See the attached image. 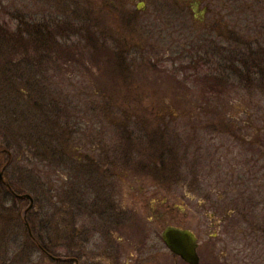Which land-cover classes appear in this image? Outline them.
<instances>
[{
	"label": "rangeland",
	"instance_id": "rangeland-1",
	"mask_svg": "<svg viewBox=\"0 0 264 264\" xmlns=\"http://www.w3.org/2000/svg\"><path fill=\"white\" fill-rule=\"evenodd\" d=\"M196 2L0 0V264H70L73 153L94 145L123 158L107 189L123 206L223 216L222 260L264 264V3L232 0V28L203 29Z\"/></svg>",
	"mask_w": 264,
	"mask_h": 264
},
{
	"label": "flooded vegetation",
	"instance_id": "flooded-vegetation-1",
	"mask_svg": "<svg viewBox=\"0 0 264 264\" xmlns=\"http://www.w3.org/2000/svg\"><path fill=\"white\" fill-rule=\"evenodd\" d=\"M154 1L156 2L157 0ZM230 1L232 0H223L222 4L219 5L218 2L215 3V0H211L214 4L221 6L216 11V6L211 4V2L197 0L196 6L189 7V10L193 13H200L198 26L203 29L205 27H210V29H217L218 27L231 29L232 21L230 20L232 17L227 22L221 21L225 14L231 15L235 13L233 7L230 8ZM259 2L262 4L264 0H259ZM136 9H141L139 4ZM153 11V13H156L155 7ZM215 25H217V28ZM261 147L264 148L263 141ZM89 148L86 151L78 150L73 153L75 155L72 158V164L74 163L72 169L73 174H76V178L74 175V179L71 181V209L68 226L69 252L67 257L56 256V259H67L70 264H172V257L168 258L172 255L181 264H189L183 257L173 253L164 239V231L169 226H175L181 229H190L194 232L197 241L199 264H226V261L222 259L227 255L222 252V256H219V247L217 245L224 240V238L222 240L224 236L220 233V226L225 220L223 216H216L217 219H215L214 214L210 215L213 218L209 227L216 229L217 232L214 236L204 240L203 236L210 234L208 232L210 228L206 229L201 221L190 228L187 225H183L181 221L171 224L168 219H163L167 217L166 214L163 217L161 214L134 213L139 210L135 206H139L140 201L136 200L139 204L132 201L131 204L123 206V203H120V197H117L116 191L114 193L109 191L107 194V189L111 184H114L116 188H118L120 183L124 184L122 174L125 170H122L121 162L123 158L121 155L115 154L116 159L119 161V166L113 167L109 163L110 156L106 151L102 149L97 151L96 145ZM7 153L11 156L9 151ZM76 160L78 162H75ZM102 160H104V164ZM78 163L79 166L75 167ZM136 171L139 176L144 173L149 174V172L154 171V166H140V168L138 166ZM78 181L81 184L84 183L82 190L84 193L77 190L79 189L77 187ZM91 195L94 197H90ZM127 209L132 210V214L124 213ZM28 232L32 234L31 229ZM157 233L161 234L165 245L162 253L163 259L159 258L158 260L153 254L156 249V243L153 239ZM215 240L218 242L214 245ZM210 242H212V245H210ZM156 252L161 254L158 253L160 250L157 251L156 249ZM102 256L107 258L108 261L102 262Z\"/></svg>",
	"mask_w": 264,
	"mask_h": 264
},
{
	"label": "water",
	"instance_id": "water-1",
	"mask_svg": "<svg viewBox=\"0 0 264 264\" xmlns=\"http://www.w3.org/2000/svg\"><path fill=\"white\" fill-rule=\"evenodd\" d=\"M20 196L31 198L29 194H23ZM163 236L173 253L180 255L190 264H199L197 241L192 230L169 226L164 231Z\"/></svg>",
	"mask_w": 264,
	"mask_h": 264
},
{
	"label": "trees",
	"instance_id": "trees-1",
	"mask_svg": "<svg viewBox=\"0 0 264 264\" xmlns=\"http://www.w3.org/2000/svg\"><path fill=\"white\" fill-rule=\"evenodd\" d=\"M37 26V25H36ZM37 34H39V31H37ZM28 48L26 47V49L25 50H27Z\"/></svg>",
	"mask_w": 264,
	"mask_h": 264
}]
</instances>
